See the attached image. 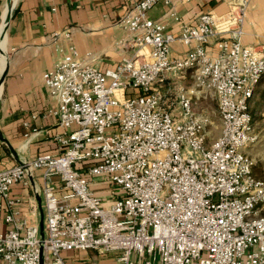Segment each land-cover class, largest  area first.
Here are the masks:
<instances>
[{
    "label": "built area",
    "instance_id": "1",
    "mask_svg": "<svg viewBox=\"0 0 264 264\" xmlns=\"http://www.w3.org/2000/svg\"><path fill=\"white\" fill-rule=\"evenodd\" d=\"M173 1H131L116 21L125 37L115 67L100 70L69 45L41 73L55 100L47 115L63 132L52 138L56 154L0 169V264H67L60 252L70 250L115 253L114 264H264V177L254 176L247 152L264 53L240 42L248 0L171 33L167 24L179 21ZM157 2L170 7L153 20L147 11ZM215 36L209 53L204 43ZM173 42L187 46L178 58ZM165 71L190 78L175 90V113L158 84ZM207 96L215 102L212 137V121L193 106ZM80 168L108 176L121 196L110 198L111 189L105 203ZM36 169L44 182L42 238L9 197L10 186H26Z\"/></svg>",
    "mask_w": 264,
    "mask_h": 264
},
{
    "label": "crops",
    "instance_id": "2",
    "mask_svg": "<svg viewBox=\"0 0 264 264\" xmlns=\"http://www.w3.org/2000/svg\"><path fill=\"white\" fill-rule=\"evenodd\" d=\"M131 1L0 0V169L40 154L57 153L52 138L63 131L55 117L47 115L55 100L43 85L41 73L69 45L80 56L88 54L89 62L100 70L115 67L124 54L120 41L125 37L116 21L129 9ZM230 1L174 0L171 7L179 21L169 22L166 29L176 33L181 25H193L202 13L222 15ZM169 7L157 2L147 16L160 19ZM241 30V44L264 53V0H248ZM219 36L224 37L225 33ZM217 37L204 43L209 53L214 52ZM186 49L187 46L173 42L170 55L178 58ZM43 183L41 170L36 169L27 176L26 186H10L9 197L18 200L11 209L28 224L38 225L40 212L43 214ZM49 183L57 192V177L52 176ZM104 186L89 183V188L106 203L108 193ZM5 228L0 222V231ZM61 256L67 264H114L112 258L87 250L61 251ZM41 264L49 262L43 258Z\"/></svg>",
    "mask_w": 264,
    "mask_h": 264
},
{
    "label": "rangeland",
    "instance_id": "3",
    "mask_svg": "<svg viewBox=\"0 0 264 264\" xmlns=\"http://www.w3.org/2000/svg\"><path fill=\"white\" fill-rule=\"evenodd\" d=\"M188 71L183 74H175L172 75L170 72H163V82L158 83L160 86L161 91L164 93V99L166 100V104H170V110L173 113L178 112V105L176 104L175 99V90L180 85H187L190 83V78L188 76ZM264 90V77H261L260 82L257 83L255 86L253 95L249 101V109L252 116V127L253 133L256 135V139L254 143L247 149V152L253 157L255 160L252 172L255 177H264V100L261 99V92ZM194 110L196 113H201L206 115L212 121V124L207 127V132L209 136H214L217 130V120L215 114V102L209 96L205 99L196 101L193 105ZM110 133V131H106L105 134ZM86 180L89 181L90 184H103L105 185L106 192L109 194V190L114 189V195L110 196V198L120 197L122 192L120 189L113 186L111 181L109 180L108 176L106 175H95V176H88L84 173L82 168L79 169ZM109 198V199H110ZM264 214V206L261 211ZM86 251V250H85ZM89 253H94L92 250H87ZM96 253V252H95ZM106 257H110L113 259L116 256L115 253H107L104 254ZM61 256V252H60ZM62 257V256H61ZM64 262L67 263L65 258L62 257Z\"/></svg>",
    "mask_w": 264,
    "mask_h": 264
},
{
    "label": "water",
    "instance_id": "4",
    "mask_svg": "<svg viewBox=\"0 0 264 264\" xmlns=\"http://www.w3.org/2000/svg\"><path fill=\"white\" fill-rule=\"evenodd\" d=\"M42 218H43V214H42V212H40V219H39V223H38V231H39L40 238H42V236H43ZM39 264H41V258H40Z\"/></svg>",
    "mask_w": 264,
    "mask_h": 264
},
{
    "label": "trees",
    "instance_id": "5",
    "mask_svg": "<svg viewBox=\"0 0 264 264\" xmlns=\"http://www.w3.org/2000/svg\"><path fill=\"white\" fill-rule=\"evenodd\" d=\"M260 80H261V77L259 78V80H258V82H260ZM257 82V83H258ZM257 85V84H256ZM255 89V88H254ZM254 89H253V92H254ZM252 95H253V93H252ZM261 99H263L264 100V90L261 92V97H260ZM249 112H250V109H249ZM250 115H251V112H250ZM251 118H252V116H251ZM253 173V172H252Z\"/></svg>",
    "mask_w": 264,
    "mask_h": 264
}]
</instances>
